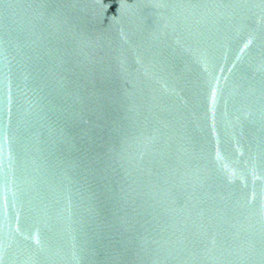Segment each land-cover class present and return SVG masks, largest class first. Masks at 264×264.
<instances>
[{
    "label": "water",
    "instance_id": "water-1",
    "mask_svg": "<svg viewBox=\"0 0 264 264\" xmlns=\"http://www.w3.org/2000/svg\"><path fill=\"white\" fill-rule=\"evenodd\" d=\"M0 264H264V0H0Z\"/></svg>",
    "mask_w": 264,
    "mask_h": 264
}]
</instances>
